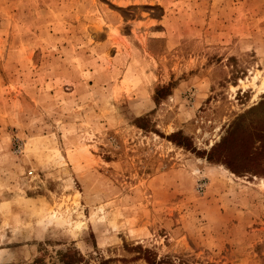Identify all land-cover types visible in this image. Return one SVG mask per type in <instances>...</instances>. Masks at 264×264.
I'll use <instances>...</instances> for the list:
<instances>
[{
	"label": "rangeland",
	"instance_id": "rangeland-1",
	"mask_svg": "<svg viewBox=\"0 0 264 264\" xmlns=\"http://www.w3.org/2000/svg\"><path fill=\"white\" fill-rule=\"evenodd\" d=\"M264 0H0V264H264Z\"/></svg>",
	"mask_w": 264,
	"mask_h": 264
},
{
	"label": "trees",
	"instance_id": "trees-1",
	"mask_svg": "<svg viewBox=\"0 0 264 264\" xmlns=\"http://www.w3.org/2000/svg\"><path fill=\"white\" fill-rule=\"evenodd\" d=\"M150 259V264H170L165 258L156 260V258L151 257Z\"/></svg>",
	"mask_w": 264,
	"mask_h": 264
},
{
	"label": "bare ground",
	"instance_id": "bare-ground-1",
	"mask_svg": "<svg viewBox=\"0 0 264 264\" xmlns=\"http://www.w3.org/2000/svg\"><path fill=\"white\" fill-rule=\"evenodd\" d=\"M263 84H264V80H263Z\"/></svg>",
	"mask_w": 264,
	"mask_h": 264
}]
</instances>
